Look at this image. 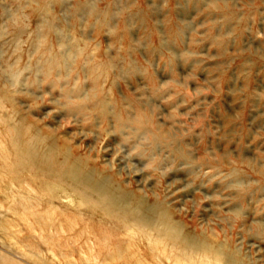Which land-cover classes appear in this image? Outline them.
Returning <instances> with one entry per match:
<instances>
[{
	"label": "rangeland",
	"instance_id": "rangeland-1",
	"mask_svg": "<svg viewBox=\"0 0 264 264\" xmlns=\"http://www.w3.org/2000/svg\"><path fill=\"white\" fill-rule=\"evenodd\" d=\"M0 166V264H264V0H0Z\"/></svg>",
	"mask_w": 264,
	"mask_h": 264
},
{
	"label": "bare ground",
	"instance_id": "bare-ground-1",
	"mask_svg": "<svg viewBox=\"0 0 264 264\" xmlns=\"http://www.w3.org/2000/svg\"><path fill=\"white\" fill-rule=\"evenodd\" d=\"M9 132L10 131H8V133ZM10 136H11V143H10L11 150H9V152H7L5 154V156L3 157V161H5L6 165H4L2 167V169H6L5 171L8 172L9 175H12L14 173H19L21 171L22 172L23 171H27V172H30V173H34V172L35 173H41V174L44 173L46 176H52V177H57L58 178L57 174H59V173H57V171L54 169V167H53L54 171L53 170L52 171H47V172H52L51 174H49L46 171H44L43 169H41V168H43L42 164L40 163L41 159H39L37 157L35 150H31V148L24 147V146L22 147L23 142H22L21 139L17 138L13 134L10 135ZM70 169H71V171H69L70 176H66V175H62V176L63 177L66 176V177H69V178L70 177H76L75 175H78V174L80 176H82V174L80 173V170L78 168H73V169L70 168ZM80 176H78V178L76 180H78V179L81 180L82 177L80 178ZM80 180H79L78 184L81 185V188L84 189V190L85 189L88 190L87 192L85 191V193H81V197H82L81 200H85L84 202H87V199L92 197V196H96L99 199H103V197H104L103 195L104 194L107 195L108 192H110V191H107V190L105 192V190L102 189L101 185H98L99 183L97 184V186L88 187L89 186L88 185L87 188H86V187L83 186V185H85V183L81 184L82 182ZM109 196L111 197V194H109ZM111 198H112L110 200L111 202L112 201H114L115 203L117 202L116 199H115L117 197L113 196ZM107 202L108 203L105 204L106 205L105 206V211H111V209L113 208L112 207V203H110L109 200ZM134 211H136V209ZM138 213H140L139 210L137 212H133V213L125 212V217L126 218H132V216H134L135 214H138ZM50 214H53V212L51 211ZM157 214H156V216H154V222L156 223L154 226L159 225L160 228L166 227L165 224L159 222V219L163 218L165 220L170 221L172 218L169 217L168 215H166L165 213H163V215H157ZM45 215L47 216V213H45ZM23 216H25V215H23ZM109 220H110V218L108 220L106 219L105 222H107ZM60 222H61L60 225H62V228L59 229L58 232L63 231V233H66V232H69V231L71 232L72 229L76 225H78V223L76 222L75 218H73L71 216H66ZM102 229H103V226H102ZM83 230L86 231L87 234L89 235L88 238H87V242L92 241L93 236H94V232L93 231H89V229L87 228V224L83 225ZM125 230H130L131 232H135V233H139L140 232V231L137 230V228L136 229H132V228L125 227ZM106 235L107 234H105V236ZM137 236L138 237H136V238L134 237L131 242H128L126 247H120L118 244H116V245L113 244V245H110V247L111 246L112 247L109 249L104 243V242H106L105 241L106 238L104 240H101V242L99 241V243H100V245L103 244V245H101L102 250H103V247H104L106 250H108L109 253L113 254L114 256H121V255L125 254L127 249L128 250H132V251H133V249H135V247L137 246V243L142 240V237H139V235H137ZM108 240H109V237H108ZM147 242H148L147 243L148 244L147 245L148 248L150 247L151 251H153V253H155L153 255V258L155 260V264H165L166 263L165 261H171L172 264H193L194 263V259H193L194 256L188 257L186 253L184 254L182 251L179 250L180 245H178V241L177 240H169L168 237H163V235H158V236L156 235L155 239L153 238L152 240H147ZM157 242H160V243H157ZM219 257L220 256L218 254L216 255L215 253L214 254L213 253H205L203 255L202 259L205 260L206 262L210 263V264L211 263L214 264Z\"/></svg>",
	"mask_w": 264,
	"mask_h": 264
}]
</instances>
